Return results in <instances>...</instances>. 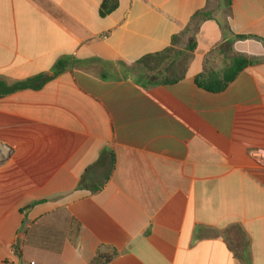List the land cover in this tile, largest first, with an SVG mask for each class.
I'll list each match as a JSON object with an SVG mask.
<instances>
[{
	"label": "crops",
	"instance_id": "obj_1",
	"mask_svg": "<svg viewBox=\"0 0 264 264\" xmlns=\"http://www.w3.org/2000/svg\"><path fill=\"white\" fill-rule=\"evenodd\" d=\"M108 1L0 0V264H264V0ZM174 37L186 76L140 83Z\"/></svg>",
	"mask_w": 264,
	"mask_h": 264
},
{
	"label": "trees",
	"instance_id": "obj_2",
	"mask_svg": "<svg viewBox=\"0 0 264 264\" xmlns=\"http://www.w3.org/2000/svg\"><path fill=\"white\" fill-rule=\"evenodd\" d=\"M116 5L117 0H109L105 6V12H110ZM237 37L239 39L244 38V36ZM255 39L264 42V39ZM178 43L179 38L174 37L170 47L163 51L146 55L137 61L134 66L138 69V74H136L138 81L147 86H152L155 84H174L182 80L186 76L194 58L196 46L193 41H189L185 49H180L177 47ZM255 60L242 53H233L227 65L220 72L207 71L204 67V71L197 77V83L208 91H222L244 68L252 65ZM60 71H62V68L57 69V72ZM44 81L45 79L42 80L40 85ZM28 87H35L32 80L9 88L8 91ZM106 260L109 261L110 257L106 258Z\"/></svg>",
	"mask_w": 264,
	"mask_h": 264
},
{
	"label": "built area",
	"instance_id": "obj_3",
	"mask_svg": "<svg viewBox=\"0 0 264 264\" xmlns=\"http://www.w3.org/2000/svg\"><path fill=\"white\" fill-rule=\"evenodd\" d=\"M105 38V35H104ZM251 157L259 164H264V150L257 149L252 150L250 153ZM29 264H36L34 261L29 262Z\"/></svg>",
	"mask_w": 264,
	"mask_h": 264
},
{
	"label": "rangeland",
	"instance_id": "obj_4",
	"mask_svg": "<svg viewBox=\"0 0 264 264\" xmlns=\"http://www.w3.org/2000/svg\"><path fill=\"white\" fill-rule=\"evenodd\" d=\"M212 69H215V68H212ZM218 69H219V67H218ZM131 70L133 71V74H134L135 76H136V74H138V69H136L135 66H133Z\"/></svg>",
	"mask_w": 264,
	"mask_h": 264
}]
</instances>
